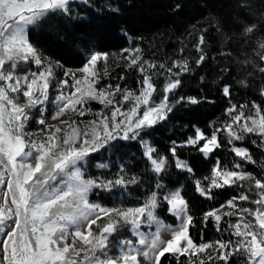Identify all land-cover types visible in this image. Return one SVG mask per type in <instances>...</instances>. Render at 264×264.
Returning <instances> with one entry per match:
<instances>
[{"label": "snow or ice", "instance_id": "1", "mask_svg": "<svg viewBox=\"0 0 264 264\" xmlns=\"http://www.w3.org/2000/svg\"><path fill=\"white\" fill-rule=\"evenodd\" d=\"M69 3L70 0H0V264H140V256L151 264H164L169 257L178 264H182L181 257H186L188 264H230L236 254H243L246 264H264V177L258 179L244 171L241 163L229 168L217 159L211 176L203 178L209 181L207 186L199 179L194 182L195 190L207 199L213 198L214 188L243 189L245 182L249 183L247 191H240L203 217L205 223L214 221L217 231H221L220 223L226 217H237L235 223L228 222L224 229L231 230L235 241L197 243L189 231L193 216L188 201L179 189L165 192L162 184L138 207H105L89 201L94 189L110 191L116 186L137 183L136 177L126 179L123 175L115 180L86 177L84 165L90 154L112 141L140 139L152 171L160 174L167 167L168 158H157V150L142 140L141 132L168 118L172 110L168 94L180 86V80H171L164 88L163 99L153 105L151 98L156 86L148 72L165 66L142 61L140 49H126L128 56L124 57L129 67L135 66L143 74L138 95L119 85L97 88L99 75L95 68L99 62H107L108 53L92 52L83 67L65 71L67 78L59 81L61 91L55 97L56 111L51 117L59 124L48 125L41 118L37 121L42 126L38 134L24 131L31 109L37 108L43 115L54 75L52 63L31 42V26L57 12L67 13ZM255 27L253 24L245 31L251 33ZM204 44L201 35L196 45L198 52L203 53ZM259 48L264 50V42ZM260 59L264 60V55ZM204 60L201 54L196 63ZM20 61L34 63L37 71L18 76L8 70L15 69ZM173 67L178 69L176 77L189 70L184 61L174 62ZM167 71L172 73L173 69ZM85 84L87 88L82 89ZM222 91L230 97L229 86ZM261 94L264 95V89ZM117 95L121 97L119 102L114 100ZM188 99L199 103L195 98ZM89 101H98L106 108L111 106V114L97 112L96 119L83 127L76 120L60 119L66 113L85 116L90 111L86 107ZM125 102L131 104L126 110ZM245 107L231 104L225 110L230 120L222 128L206 135L197 127L195 135L182 146L199 145L201 153L211 154L220 147L218 133L226 131L230 144L255 134L264 147V110L254 104L255 114L245 115ZM33 135L39 139H32ZM170 151L175 166L191 173L192 168L177 156L175 144ZM231 151L241 161L255 163L247 148L233 144ZM252 191L257 194V199L251 201L255 210L241 207V202L250 200L248 193ZM161 201L179 221L176 226L157 218L155 212ZM121 227L127 228L135 239L123 240L118 254L109 255V237ZM162 232H170L171 238L162 240Z\"/></svg>", "mask_w": 264, "mask_h": 264}, {"label": "trees", "instance_id": "2", "mask_svg": "<svg viewBox=\"0 0 264 264\" xmlns=\"http://www.w3.org/2000/svg\"><path fill=\"white\" fill-rule=\"evenodd\" d=\"M255 25L251 33L246 27ZM203 35L205 44L203 53L196 45ZM31 42L51 58L63 65L80 66L85 54L90 49L105 53H117L134 45L140 49L141 56L151 64H163L172 68V73L161 74L157 67L152 73V82L156 86L155 99L161 101L164 88L176 78L180 86L168 94L171 112L168 118L152 128L141 132V137L154 144L162 156L168 158L166 169L160 173L164 189L181 188V194L188 201L189 212L193 216L190 235L197 242L216 240L235 241L231 230L225 231L228 222L235 223L237 217H226L220 223L221 231L216 230L214 221L205 223L204 213L218 208L240 191H247L249 183L241 188H214L212 199L201 196L195 190V180L211 176V169L219 159L221 165L232 167L241 163L243 170L256 178L264 177V147L261 138L255 134L245 135L243 140L233 141L237 147L247 148L255 163L241 161L231 151L228 133H218L220 147L205 156L199 145L182 146L188 137L195 135V128H200L210 135L216 128H222L230 117L226 109L231 104L245 105V115L255 114L253 105L264 110V50L257 42H264V0H83L71 1L67 13L57 12L31 26ZM205 56L201 64L196 61ZM184 61L189 70L178 71L174 62ZM18 71L36 68L32 62H20ZM115 71L123 75L124 81L136 83L135 70L114 63ZM229 86L231 95L226 97L222 91ZM183 97V100L180 98ZM195 98L199 103H191L188 98ZM177 101H180L179 103ZM256 141V143H253ZM175 144L176 154L187 161L192 168L189 173L175 166L170 149ZM121 159L131 172L138 174L139 182L148 181V191L154 175L148 171V164L142 159L139 143L128 141L121 143ZM148 163V162H147ZM142 184V183H141ZM249 201L241 202V207L255 210L251 203L257 199L255 191L248 193ZM158 214L169 223L175 218L168 214L166 203L158 208ZM227 210V209H225ZM211 254V253H210ZM182 264H188L186 257L180 258ZM164 264H178L169 257ZM230 264H246L243 254L234 255Z\"/></svg>", "mask_w": 264, "mask_h": 264}, {"label": "rangeland", "instance_id": "3", "mask_svg": "<svg viewBox=\"0 0 264 264\" xmlns=\"http://www.w3.org/2000/svg\"><path fill=\"white\" fill-rule=\"evenodd\" d=\"M71 1H83V0H70ZM257 44H260L257 42ZM36 46L35 44H33ZM37 47V46H36ZM38 48V47H37ZM132 50V49H137L134 45L130 44L129 46L125 47L121 51L117 53H108V60L107 62H99L96 65L95 71L99 75V83L96 85L97 88H104L107 85H112L113 88L116 85H119L120 88L123 89H128L130 91L135 92L137 95L139 94L140 88H141V81L143 79V74L138 70L137 67L133 66L132 68L135 70V77H136V83H133V81H124L123 80V75L119 74L118 71H115L114 63L115 62H120L123 63L124 66L129 65V61L126 60L124 57L128 56V52L125 50ZM258 50L259 47H255L254 50ZM39 52L41 53L42 57L46 58L49 62L52 63L53 65V78H52V85L49 89V102L44 106V112L43 115H41V112L37 110V108H33L30 111V120L28 124L25 126L24 131L26 133H34L38 134L40 128L42 127L37 123V121L41 118L45 119L46 124L48 125H57L59 124V120H53L52 114L56 111L55 106H54V101L55 97L59 94L61 91L59 85V81L62 79H66L63 74L67 70H72V71H77L83 65L87 62L88 57L91 55L92 52H96L98 50L96 49H90L86 52L84 62L80 66H66L63 65L61 62L58 60H55L48 56L46 53H44L42 50L38 48ZM102 52V51H99ZM105 53V52H104ZM141 56V54L139 53ZM142 61L150 63L148 60L144 59L141 56ZM24 62V61H20ZM17 62L16 68L15 69H8L12 70L16 73L18 76H23L26 74H30L33 72H36L38 69V66L36 68H33L29 71H18L19 70V63ZM58 62V63H57ZM151 64V63H150ZM36 66V65H35ZM145 68H147V64L144 65ZM168 68L164 67L161 69V74L163 75ZM156 70L149 71L148 74L152 75V73H155ZM105 72L107 73L105 75ZM77 75L79 76V72H77ZM152 77V76H151ZM71 83V81H70ZM87 85H82V89H86ZM64 91H70V89H64ZM18 100L20 103H23V97L19 96ZM114 100L116 102H119L121 100V97L119 95L114 97ZM151 103L153 105L159 104L160 101L155 99V92L152 95L151 98ZM87 108L90 109V111L83 117L77 116L75 113H66L64 116H62L60 119L64 120H76L77 123L83 127L88 124L89 121L96 119L95 113L103 111L105 115H110L111 114V106L105 107L104 105L100 104L98 101H89L86 105ZM131 107V104L128 102L124 103V109L126 110L127 108ZM32 139H39L38 135H33L31 137ZM142 140L148 144H150L152 147H154L156 150V146L152 143L149 142L147 138L141 137ZM134 141V140H131ZM139 145H140V150H141V157L145 161L146 165L148 164L149 166L148 171L151 172V174L154 175L153 178V183L156 185H151L150 187L153 188V190L148 191L149 183L147 180L144 182L140 181L138 178V174H135L130 171L129 168H127L125 165V161L121 159V143L123 142H128L126 140H117V141H112L110 142L107 146L99 149L96 152H93L90 154L88 157L87 161L85 162V175L86 177H91L94 179L98 180H115L118 178L119 175H123L126 179H131L132 177L137 178V183L135 184H127L126 186H116L113 189L109 190H103V189H94L90 194H89V201L92 203H98L101 204L105 207H122V208H128V207H138L141 204L145 202L147 197L151 194L153 191H159L157 188V185H161L160 181V174H157L152 171V167L150 162L147 160V158L144 156V144L141 143V140L138 139L136 140ZM130 142V141H129ZM204 154V153H203ZM157 158L162 156L161 153L157 150L156 153L154 154ZM205 155V154H204ZM209 155V154H208ZM205 155V156H208ZM181 160L187 162L186 160L180 158ZM148 162V163H147ZM175 162V159H174ZM188 164V163H187ZM99 165H106V167H100ZM190 167V166H189ZM177 168V167H176ZM178 169V168H177ZM182 170V169H179ZM245 171V170H244ZM247 172V171H246ZM142 183V184H141ZM179 189L181 191L180 187H174L171 189H164L165 192H170L173 190ZM165 202L161 201V204H164ZM167 205V204H166ZM168 207V206H167ZM156 216L158 219L162 220L164 223L172 226H176L179 221L175 218L174 223H169L167 222L164 218H162L158 214V210L156 209L155 212ZM168 214L169 211H168ZM171 215V214H170ZM99 223V222H98ZM145 231H148L147 228L144 229ZM154 231V228L152 229ZM171 238V233L170 232H162L161 233V239L162 240H167ZM126 239H132L134 240L135 238L130 234V231L125 228L121 227L120 230L117 233H114L111 237H109L108 240V248L107 252L109 255L115 256L118 254V249L121 246V242ZM70 242V240H69ZM140 264H151V262L147 259H145L143 256L138 257Z\"/></svg>", "mask_w": 264, "mask_h": 264}]
</instances>
